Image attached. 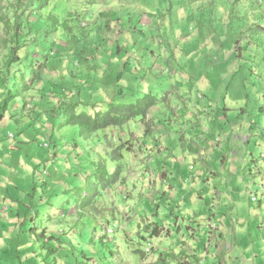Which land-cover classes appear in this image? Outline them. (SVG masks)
<instances>
[{"label":"rangeland","instance_id":"rangeland-1","mask_svg":"<svg viewBox=\"0 0 264 264\" xmlns=\"http://www.w3.org/2000/svg\"><path fill=\"white\" fill-rule=\"evenodd\" d=\"M46 1L0 0V71L9 59L10 37L21 13L36 3L34 15L46 16L49 8L68 23L70 48L44 65L46 81L70 88L89 77L93 83L81 85L80 98L90 111L105 110L119 90L118 100L125 104L151 93L157 108L144 120L81 137L52 112L57 105L54 87L32 81L0 117V264H264V182L253 181L264 169L253 168L249 175L241 167L238 173L239 181H245L243 174L250 179L243 185L256 196L250 205L247 200L236 205L235 194L214 206L206 192L186 195L182 190L177 195V189L174 195L170 184L189 192L190 179L206 172L196 156L200 147L167 140L186 124L174 118L173 111L183 105L172 97L178 86L172 83L170 90L169 85L170 78L185 74L192 87L191 104L183 102L193 114L188 120L195 124L197 118L208 117L212 122L205 124L212 129L204 137L205 163L219 172L226 186L222 192L228 193L224 177L235 169L220 162L231 150L217 131L241 124L235 116L226 121L225 111L237 116L243 109L244 128L253 127L249 143L242 145L244 167L262 158L264 0H211L210 5L209 0ZM50 41L32 37L27 66L56 52ZM119 72L124 74L117 82ZM48 119L55 121L54 132ZM117 153L122 157L119 180L87 206L78 205L70 196L76 185L70 171L86 169L89 161L109 164ZM173 158L177 162L172 166L182 169L169 174Z\"/></svg>","mask_w":264,"mask_h":264},{"label":"trees","instance_id":"trees-1","mask_svg":"<svg viewBox=\"0 0 264 264\" xmlns=\"http://www.w3.org/2000/svg\"><path fill=\"white\" fill-rule=\"evenodd\" d=\"M49 1H46V5ZM35 4L36 3H32L23 10L16 26V32L10 37L13 47L10 49V55L6 62L5 69L0 71L1 73L4 72L0 90L2 88V93L5 94L4 98L0 99V117L8 106L13 104L30 86L32 81L38 80L39 83L44 86L48 85V87H54L55 91H53V94L57 98V105L55 108H51L52 112H57L62 126L76 128L81 137H87L108 128L122 127L129 121L137 118L144 120L149 110L156 106L158 101L151 93H147L141 98H138L135 103L125 104L118 100L119 95H122L121 90H119L116 97H113L112 102L108 104L105 110L90 111L86 109L89 104L80 98L82 92L81 85L93 83L91 80L89 81V77L83 78L77 83H72L70 88H66L63 84L51 85L46 81L47 79L44 77L45 74L43 73L44 65L48 64L54 57H59L64 50L70 48L67 47V33L65 30L68 23L59 20L56 15L51 14L49 8V14L46 13V16H38L37 14H35V16L34 13L37 11ZM44 5L45 3L40 4V8ZM51 10H54V7ZM31 16H35L33 19L36 22L32 23L30 21ZM57 32H59V34H57ZM34 35L42 37V39L44 37L52 39L49 43L50 50L56 47V52L51 51L45 59H39L36 66L29 67L25 63L29 57L27 54V47ZM118 50L120 51V47H117V51ZM109 55H107L106 58L109 57ZM97 57L101 59V53H99ZM86 60H88L87 57L80 61L82 63ZM106 60L107 59H103L104 62ZM26 74H29L28 77H25ZM123 74V72L116 74L115 81L118 82L123 78ZM96 82L100 81L97 79ZM96 82H94V84ZM48 116H51V114L48 113ZM47 123L51 131L54 132V119H48ZM51 141V143H53L52 146L55 147V141L53 139ZM48 142L50 146V141ZM110 160L111 163L109 164L104 163V161H89L86 169H73V171H70L71 173L69 175L73 177L76 185L75 189L70 191L71 194L68 191L67 193H69L72 198H75V202L78 205H82L83 207L87 206L92 200L100 196L103 189L115 184L119 180L121 173V154L117 153V155L111 156ZM70 182L72 183V181ZM154 224L155 227L153 232H156L159 225L156 222H154Z\"/></svg>","mask_w":264,"mask_h":264},{"label":"crops","instance_id":"crops-1","mask_svg":"<svg viewBox=\"0 0 264 264\" xmlns=\"http://www.w3.org/2000/svg\"><path fill=\"white\" fill-rule=\"evenodd\" d=\"M210 1L211 0H209V5H210ZM218 11L220 12V9ZM236 45H238V48H239V43ZM190 61L191 60H189V62ZM174 77L175 78H172V79L170 78V80H169L170 90L172 88V83L174 84V86L177 85L178 87L176 88L177 90H175V93H177L178 95L177 96L173 95L172 97L174 98V100L176 101L177 104L182 103V105H183L182 108L177 109V111H173L174 115H175L174 118H175V120H179V119L183 118L184 122L186 124L188 122H190L191 126L186 125V124L182 125V121H177L176 124H180V125H182V127L178 126L179 130L173 131V132H176L177 135L171 134V137H168L167 140L168 141L170 140L169 142L172 145H173V142H175L177 140L180 143V145H183V144H186V142H189L191 145H193L195 147L196 146L200 147L201 148L200 153L199 154L196 153L197 154L196 156H197L198 160H200L201 163L204 165L203 167L205 168L206 174L204 177H203L204 174L203 175L196 174V175H194L193 179H190V182H191L190 188L191 189L189 192H187L186 187L184 188L181 185H178V187L176 188L175 185H172V184H170L168 187L169 189L171 188L170 192L171 193L173 192L174 195H176L175 191L177 189H178L177 195H179V193H181L182 190L186 191V192H183L186 195H190L192 193L195 194L196 190L200 191V194L206 192V195L210 194L212 197L211 206H214L215 203H219L220 200H223L224 198H228L227 196L235 194L238 198V202L236 205H238V204L242 205L241 202H243V200H247L248 204L250 205L251 200L249 198V201H248L246 194H245V192L247 193L248 188L247 187L243 188V185H245L244 182H246L248 184V183H250V182H248V181H250V179L247 178V180H246L245 174H243L245 181H241V180L239 181L240 177L238 176V173H240L241 167H242V172L247 171L249 175H253L251 173V172H254L253 168L264 169V154H262L261 159H259L257 161H252L251 162L252 165H250L249 168L244 167L246 160L243 158L242 145L245 143H247V144L249 143L250 136L248 135V133L251 132L253 129L252 126L244 128L245 126H244V124H242L243 118H246L245 117L246 112L243 109H240V112L237 113V116L236 115L230 116V115H228L227 111H225V113H223V115H224V119L226 121L229 122V118L230 117L233 118L235 116V117H238V119H240L241 124H234L232 127L229 126L230 124L224 125L223 127H219V129H220L219 131L216 130L219 134L223 135V138L226 141L228 150L229 149L231 150L230 151L231 154L229 156L225 155V153H223L221 155V157L219 158L220 162L222 165L223 164L227 165L230 162V164H231L230 171L233 168L235 169L234 174H233V172H231V173L228 172L226 174V176L224 177L227 179L228 185H229V189H228L229 194H228L227 192H225V193L222 192V190L226 191V190H224L225 189L224 187H226V186H225V183L222 180H220L219 172H217V170H211L209 167L206 166V163H205L206 161H208V153H207V149H206L207 145L205 143L206 139L204 137L211 134V130H212L211 128L208 127V125H205V124H206V122L212 124V122L210 120L206 121V118H208V117H205V119H203V117L197 118V121L195 124L194 123L192 124V122L188 120L187 115H191V111L189 110V108H187L183 104V102L191 104L192 87L189 84L188 78L186 77L185 74L176 75ZM173 92H174V89H173ZM153 108L155 109V108H157V106H154ZM172 109H173V107H172ZM181 111L183 113L179 114V113H181ZM191 116H193V114ZM219 118L222 119L221 116H219ZM228 122H227V124H228ZM252 124H254V121H252ZM183 126L187 127L186 130L185 129L183 130ZM160 127H162V125H160ZM235 130H237V131L235 132ZM215 142L217 143V146L219 147V139H215ZM238 159H240V163L238 162ZM173 160H175V162H177L176 158L171 159V161L169 163L171 171L169 172V174H171L172 172H175L174 170L178 171V170L182 169V165L179 167V169H177V167H175V166H172ZM158 164H160V163H158ZM161 171L167 172V171H165V169L164 170L162 169ZM176 173L174 176L171 177L172 179L176 178ZM222 173H224V172H222ZM258 174H259L258 175L259 177L253 181L260 182V180H261L260 183L264 182V172L258 171ZM234 175H236V177ZM206 176H208V177H206ZM232 176H233V178L229 180L228 178L232 177ZM168 181H169V178L166 179L165 182L167 183ZM187 181L188 180L185 179V182H187ZM230 184H232L233 186L231 187ZM249 191H250V187H249ZM200 194H197V196H198V198L201 199ZM248 196H249V194H248ZM231 201H232L233 205H235V202L232 200V198H231ZM251 203H253V202H251ZM259 208H261V206H259Z\"/></svg>","mask_w":264,"mask_h":264},{"label":"built area","instance_id":"built-area-1","mask_svg":"<svg viewBox=\"0 0 264 264\" xmlns=\"http://www.w3.org/2000/svg\"><path fill=\"white\" fill-rule=\"evenodd\" d=\"M8 137L9 138H13V134L9 133ZM45 146H47V144ZM260 188H261L262 191H264V187L263 186H261ZM251 190L252 189H250V192H249L250 200H251V202H256V196L254 195V193Z\"/></svg>","mask_w":264,"mask_h":264}]
</instances>
